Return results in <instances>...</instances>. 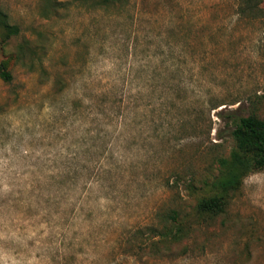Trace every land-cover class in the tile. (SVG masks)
<instances>
[{"label":"rangeland","instance_id":"obj_1","mask_svg":"<svg viewBox=\"0 0 264 264\" xmlns=\"http://www.w3.org/2000/svg\"><path fill=\"white\" fill-rule=\"evenodd\" d=\"M241 3L0 0V264H264V169L196 209L264 118V0Z\"/></svg>","mask_w":264,"mask_h":264},{"label":"trees","instance_id":"obj_2","mask_svg":"<svg viewBox=\"0 0 264 264\" xmlns=\"http://www.w3.org/2000/svg\"><path fill=\"white\" fill-rule=\"evenodd\" d=\"M90 1V0H87ZM95 8H106L110 5H125L129 0H91ZM261 0H242L240 5L243 13H254L262 9L259 2ZM3 16L4 26L7 31V37L18 34L20 28L17 25L10 24L7 18ZM0 76L5 80H11V73L1 66ZM263 98L264 94L260 96ZM253 101L256 105V102ZM217 107V106H216ZM235 146L228 156L219 158V173L213 182L216 193L208 198H203L198 202L197 212L199 215L208 214L211 216L223 210L226 203V195L231 189L238 188L244 178L253 172L264 169V118L260 117L257 112H251L248 115L240 116L236 119L235 127L232 131ZM178 210L173 208L166 218L162 230L159 227L151 228V239L157 235L159 240H163L166 245L165 249H171L175 242L182 241L186 238V231L183 224L178 220ZM157 240V241H159Z\"/></svg>","mask_w":264,"mask_h":264}]
</instances>
